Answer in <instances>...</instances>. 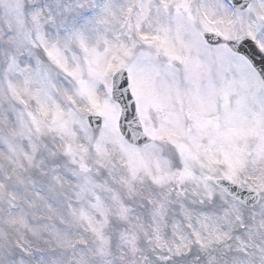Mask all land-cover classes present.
Instances as JSON below:
<instances>
[{
    "label": "snow or ice",
    "instance_id": "1",
    "mask_svg": "<svg viewBox=\"0 0 264 264\" xmlns=\"http://www.w3.org/2000/svg\"><path fill=\"white\" fill-rule=\"evenodd\" d=\"M0 264H264V0H0Z\"/></svg>",
    "mask_w": 264,
    "mask_h": 264
}]
</instances>
